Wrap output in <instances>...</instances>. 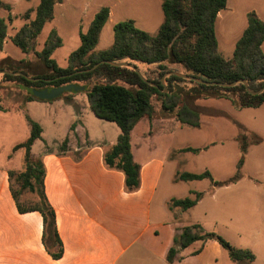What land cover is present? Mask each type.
Here are the masks:
<instances>
[{
  "label": "crops",
  "instance_id": "obj_1",
  "mask_svg": "<svg viewBox=\"0 0 264 264\" xmlns=\"http://www.w3.org/2000/svg\"><path fill=\"white\" fill-rule=\"evenodd\" d=\"M0 1L3 5L0 7V16L6 23V36L0 43V65H20L33 61L35 57L37 58L35 53L33 56L20 49L24 54L20 58L5 55V45L11 42L10 36L34 18L39 0ZM70 1L72 0L56 2L53 7V18L45 22L51 23L49 31L54 29L60 37L61 43L58 47L63 46L64 39L56 25L59 23L58 19L68 14L72 8L69 5L66 7V3L69 4ZM5 5H8L9 9L5 8ZM102 6L109 9V20L112 7L101 5L98 9ZM228 8L229 2L226 0L223 10ZM98 9L92 14L90 21ZM84 10L85 6L82 12ZM222 11L218 13L217 19L222 17ZM249 11H254L256 16L264 21V8L260 11L246 10L243 14L246 15ZM71 13L72 9L69 15ZM74 15L76 16L74 46L77 48L80 44L79 33L86 31L90 21L82 27L83 13L79 11ZM17 19L20 20V24L13 26V20ZM39 35L40 32L34 42V52L42 48L47 38L46 35L38 49L36 45ZM263 47L264 42L261 44L262 52ZM78 93L71 97L72 102H66L63 98L24 99L18 105L41 127V136L32 143L30 155L32 158H40L43 164V190L54 212L62 252L60 256L53 257L44 245L43 218L38 210H18L17 202H20L14 197L10 173L21 170L23 163L21 156L18 155L14 165H11L8 161L10 154H2L4 157L0 158V264H217L218 261L213 255L207 256L209 247L216 248L217 245L222 247L214 239L190 243L179 250L172 262L166 260V254L172 246L175 234L183 226L198 223L204 231L212 232L210 226H213L214 220L210 213L203 212V217H191L188 214L196 209L204 210L205 208L201 206L205 205L204 201L207 198L216 199L220 190H227L232 185L242 183L256 188L255 183L258 182V185L264 188V170L256 172L260 174L259 176L252 177L247 169L248 161L251 159L249 154L256 150L261 151L259 161L260 165H264V102L256 107L242 108L235 107L231 99L225 97L212 99V106L206 102H198V105L215 111L209 114L228 118L235 126L233 120H236L248 132L260 137L258 143L249 142L239 177L233 182L219 186L212 185V182L229 179L235 174L230 176V170L236 172L240 149L239 155H230L227 143L236 141L240 148L236 138L238 128L237 132L229 136L230 138L212 139L190 146L177 142L173 132L178 129L181 131L183 127L199 128L200 116L204 112H199L198 126L182 123L176 117L157 120L148 119L146 116L140 118L130 130L132 159L139 166L138 186L128 190L125 187L123 172L107 167L103 161L104 152L116 143L120 129L115 122L97 117L90 109L88 101L86 104L83 96H78ZM51 107L65 109V113L61 114L60 111L48 113L47 108ZM7 110L6 107H0V112ZM72 124L74 126L71 129ZM65 139V148L60 149L59 145ZM186 148H193L194 151ZM215 149H220L222 153L221 171L220 168L216 170L222 175L218 177L212 169L191 167V155L197 157L201 153L214 152ZM188 153L191 155L187 156ZM227 158L229 160L225 162ZM203 171H208L211 178L181 180L177 177L181 172ZM225 172L227 175H223ZM257 177L262 180L258 181ZM182 181L190 185L187 195L173 194L171 191L173 185ZM201 181H206L208 186L198 189L196 182ZM193 192H202L203 195L190 208L182 210L179 207H168L171 198L192 197ZM20 205L23 206L21 203ZM209 210L212 211V207H209ZM237 248L249 250L254 257L252 264H258V254H264V235Z\"/></svg>",
  "mask_w": 264,
  "mask_h": 264
},
{
  "label": "trees",
  "instance_id": "obj_2",
  "mask_svg": "<svg viewBox=\"0 0 264 264\" xmlns=\"http://www.w3.org/2000/svg\"><path fill=\"white\" fill-rule=\"evenodd\" d=\"M61 0H39L35 9V16L28 23L21 26L12 36L11 42L22 52L28 53L34 49V42L44 23L53 18V7ZM226 0H162L161 9L163 21L155 35L137 27L131 19L118 21L113 24V41L105 49L95 51L100 32L109 17V9L102 6L94 14L85 32L79 33L80 44L68 56L67 66H59L52 58L53 50L61 43L57 32L49 31L42 48L35 51L37 58L48 69V73L32 75L38 80H29L20 74H2L8 80H17L26 90L25 100L38 99L28 92L29 88L45 86H59L75 83L84 86L88 105L93 113L101 118L116 123L120 129L117 141L103 154V161L109 168L120 170L124 174L125 187L128 190L138 186L139 166L132 159L130 148V130L142 117H149L152 106L150 97L157 95L162 99V108L175 111L176 119L182 123L198 126L199 111L183 102L178 106V99L183 93H199L204 96L215 95L231 99L235 107H256L264 102V89L256 94L248 92L241 82L230 87L218 85L196 84V88H182L181 82L193 80L169 74L176 71L171 64L181 65L186 75L194 76L203 81L228 83L244 79L251 91H257L264 86V53L261 44L264 42V21L260 20L254 11H249L247 26L235 41L231 58H224L217 48L215 22L217 15L225 8ZM0 1V7H2ZM9 9L8 5L4 6ZM6 36V23L0 16V43ZM128 62L138 68V63L153 65L154 76L142 72L141 76L155 85L145 82L133 69L127 66H113L101 62ZM99 63L90 71L79 72ZM0 69L8 70L7 64L0 65ZM21 70L16 67L10 71ZM49 79V80H45ZM166 88V92H163ZM197 90V91H196ZM202 90H204L202 92ZM78 92H64L57 98L72 102L71 97ZM232 93V96L229 94ZM40 100V99H38ZM74 109L76 110L75 106ZM77 111V110H76ZM29 135L25 141L16 144L13 149L24 150V168L15 175L20 182V189H28L36 194L38 203L35 206L23 207L17 202L19 211L38 210L43 218V243L50 250L53 257L60 256L61 242L57 234L54 212L50 207L44 190V168L40 158H32L30 147L35 139L41 136V127L28 114ZM238 128L236 136L240 144V157L236 164L235 174L224 181H213L212 185L219 186L235 181L240 175V168L249 142L258 143L260 137L250 133L238 121L233 120ZM74 124L71 125V129ZM249 135L253 136L248 141ZM66 139L59 145L65 148ZM193 150V148H186ZM11 175V173H10ZM178 179L194 180L211 178L208 171L201 173H178ZM203 195L202 192H193L192 197L171 198L168 207H179L182 210L193 206ZM17 198V194L14 193ZM207 239L216 240L227 250L229 257L234 261H253V254L247 249L232 246L214 232H206L200 224L195 223L179 228L173 238L172 246L168 249L166 260L172 262L180 249L194 241Z\"/></svg>",
  "mask_w": 264,
  "mask_h": 264
},
{
  "label": "rangeland",
  "instance_id": "obj_3",
  "mask_svg": "<svg viewBox=\"0 0 264 264\" xmlns=\"http://www.w3.org/2000/svg\"><path fill=\"white\" fill-rule=\"evenodd\" d=\"M162 0H72L66 3V7H72L69 9L68 14L58 19L57 28L63 35L64 44L61 47L55 49L52 54V58L55 59L57 64L61 67L67 66L68 55L76 49L74 46V36L76 31V16L77 12L83 13V26L89 23L92 14L101 5H111L112 14L111 17L104 24L98 42L95 46V50H100L107 48L111 45L113 40L112 26L114 23L122 20L131 19L134 24L146 31L150 35H155L158 31L160 24L163 21V13L161 9ZM229 8L228 10H223L222 17L216 19L215 22V35L217 38L218 50L221 52L224 58H231L233 49L235 46V41L241 35L242 30L246 26V15L243 14L246 10H257L264 8V0H228ZM85 6V10L82 12V8ZM87 6V8H86ZM72 13L70 14V10ZM13 26H18L20 20H13ZM51 23H45L38 36L37 48L43 39L46 37ZM10 30V29H9ZM74 46V47H73ZM264 52V47H263ZM28 53L34 54L31 50ZM5 55H10L13 58H20L24 55L17 46L13 43L8 42L5 45ZM34 56V55H33ZM9 69L12 70L16 67L22 68L25 75L32 76L48 73V69L44 64L38 59L34 58L33 61H27L23 64H7ZM170 67L175 68L183 73L185 69L178 64H171ZM138 68L154 76V66L144 65L138 63ZM164 83V80H163ZM195 84L190 82H181L179 86L182 88H196V84H200L194 81ZM51 87V86H45ZM42 88V87H41ZM166 89V88H165ZM197 91V90H196ZM204 90H202L203 92ZM163 92H166V90ZM233 94L230 93L229 96ZM26 90L17 80H8L0 73V107H6L7 111L0 112V158L2 154H10L8 156V161L11 165H14L15 159L18 155L21 156L22 163H24V150L23 149H13L16 143H19L27 138L29 135V124L26 119V112L24 109L19 108L21 101L25 99ZM78 96H83L85 103L87 104V99L84 93L79 92ZM219 98L215 95L204 96L199 93L191 94L189 92L183 93V96L178 99V106L183 102H186L189 106L195 108L202 113L201 125L199 128L183 127L184 129L179 131L175 130L173 136L177 142L183 145L195 146L201 143H206L212 139H225L230 138L232 133L237 132V127L231 122L230 119L224 117L213 116L209 113H215L212 108H204L198 105V102H206L212 106V99ZM150 103L152 106L151 113L148 119L154 118L155 120L165 117H175L174 110L168 111L162 108V99L157 95H152L150 97ZM48 113H55L60 111L61 114L65 113V109H56L51 107L48 109ZM99 129V126H96ZM248 141L253 140V136L249 135ZM228 150L230 155H239L238 143L228 142ZM226 145V144H225ZM209 153H201L197 157L188 153L187 156L190 157V162L192 163L193 169H212L214 173L219 177L222 175L221 172H216L220 168L222 163V153L221 150H217ZM190 154V155H189ZM210 155V156H207ZM212 155V157H211ZM250 155V160L248 161L247 169L251 172V176H259L260 174L256 172L263 171L264 165H260L261 151H253ZM195 158V160H194ZM228 158L225 162H228ZM224 162V163H225ZM223 163V164H224ZM21 170L11 172L12 186L14 193L17 194L19 202L24 207L35 206L38 203V198L35 193H31L28 189L21 190L20 182L15 179V175L22 171ZM221 171V168H220ZM234 171L230 170L229 175H233ZM223 175H227L225 172ZM258 181L262 179L260 177L256 178ZM256 188L250 184L242 183L241 185H232L228 187L227 190H220L217 193V200L207 198L204 203L205 205L201 208L204 210L196 209L190 211L188 214L191 217H203V212L210 213V217L214 220L212 227V232L221 236L224 240L229 242L235 247L243 246L245 243H249L251 240L257 239L260 235H264V188L255 183ZM189 183L178 182L173 185L172 193L178 196L187 195ZM208 184L206 181L196 182V187L198 189L206 188ZM217 205V206H216ZM212 207V211L209 210ZM216 243V241H214ZM217 244V243H216ZM212 248L209 247L208 257L213 255V258L217 259V264H250L247 261H234L232 260L226 249L223 247ZM264 263V254H258V264ZM252 264V263H251Z\"/></svg>",
  "mask_w": 264,
  "mask_h": 264
},
{
  "label": "water",
  "instance_id": "obj_4",
  "mask_svg": "<svg viewBox=\"0 0 264 264\" xmlns=\"http://www.w3.org/2000/svg\"><path fill=\"white\" fill-rule=\"evenodd\" d=\"M101 62L108 63V64L113 65V66H127V67L133 69L135 72H137L141 76L138 68L132 63H128V62H125V61H123V62H113V61H109V60H102ZM98 64L99 63H96L92 67H90L88 69L80 70L79 72L90 71L93 68H95ZM0 73L1 74H16V75L20 74V75L26 77L29 80H38V79H40L39 77L27 76L24 73H22V71H20V70L10 71V70H6V69H0ZM169 74H173V75L180 76L182 78L193 80V81H196V82H198L200 84L218 85V86H222V87H230V86L235 85L238 82H241L242 84H244L246 90L248 92L252 93V94L259 93V92H261L264 89V86H263L262 88H260L257 91H251L248 88V86L246 84V81L244 79H239V80H235V81L228 82V83L214 82V81H203V80H201L199 78H196L194 76L186 75L184 73H179V72H176V71H169V72L164 73L163 76L161 77V80H160L162 84H163L164 77L166 75H169ZM142 79L145 82L149 83V84L155 85L152 82H149V81L145 80L143 77H142ZM45 80H49V79H45ZM83 89H84V86H82V85L75 84V83H67V84H63V85H59V86H51V87H44V88H29L28 92L31 93L32 95H34L35 97H37L40 100H51V99H55V98L59 97L64 92H78V91H81ZM165 90L166 89L164 88V91Z\"/></svg>",
  "mask_w": 264,
  "mask_h": 264
},
{
  "label": "flooded vegetation",
  "instance_id": "obj_5",
  "mask_svg": "<svg viewBox=\"0 0 264 264\" xmlns=\"http://www.w3.org/2000/svg\"><path fill=\"white\" fill-rule=\"evenodd\" d=\"M42 88H44V87H42Z\"/></svg>",
  "mask_w": 264,
  "mask_h": 264
}]
</instances>
